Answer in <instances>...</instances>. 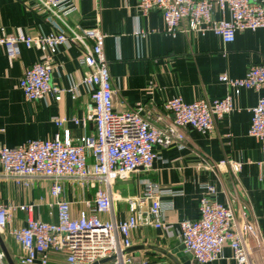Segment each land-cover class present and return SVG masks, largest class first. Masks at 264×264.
<instances>
[{"label": "crops", "instance_id": "0c3cea01", "mask_svg": "<svg viewBox=\"0 0 264 264\" xmlns=\"http://www.w3.org/2000/svg\"><path fill=\"white\" fill-rule=\"evenodd\" d=\"M72 1L77 10L66 16V23L77 31L98 26L106 35L105 56L115 110L128 113L140 109L145 119L159 127L173 120L164 108L166 101L176 97L186 103L224 99L228 88L220 81L222 75L243 78L252 66L264 64V29L239 31L235 42L224 44L212 32L205 36L183 31L176 36L166 33L162 13L154 9L144 15L138 8L139 0ZM36 5V0H0V38L19 29L27 36H47L57 30L54 21L68 31L51 14L36 9ZM215 18L222 19L217 10ZM19 49L20 56L12 59L0 46V148H15L32 140H53L64 137L65 131H69L74 142L84 136L93 137L96 126L85 120L91 87L82 82L87 74L82 46H59L53 56L52 84L65 90L61 101L52 95L33 102L27 100L20 80L42 59V52L24 44ZM262 97L264 87L259 91L242 90L234 98L235 111L217 120L212 133L186 128L180 132L182 148L157 146L158 159L152 169H139L113 184V216L105 214L102 219L125 221L130 215V201L144 195L148 184L157 185L167 191L158 198L164 221L178 230L183 220L200 217V199L209 187H214L217 193L212 200L231 207L239 221L246 213V222L256 226L259 241L249 238L246 243L249 264H264V246H260L264 243L262 144L249 134L252 109ZM159 118L162 120L158 121ZM56 119L66 120L63 127L57 125ZM204 160L217 167L206 169ZM233 162L241 165L237 174L231 170ZM51 184L38 180L30 188L19 186L4 178L0 163V202L14 206L36 204L33 217L44 222L57 220ZM62 186V199L72 203L75 217L102 187H83L69 180ZM149 206L148 203L144 208ZM29 217L17 211L7 227L0 230L1 240L15 264L21 250L10 231L25 227ZM132 241L131 248L138 249L130 253L137 264L144 260L150 264H181L174 255L181 242L168 237L163 230L140 227L132 232ZM52 257L51 264H65L64 254ZM208 264L237 262L226 244L222 258Z\"/></svg>", "mask_w": 264, "mask_h": 264}, {"label": "built area", "instance_id": "2783aa9c", "mask_svg": "<svg viewBox=\"0 0 264 264\" xmlns=\"http://www.w3.org/2000/svg\"><path fill=\"white\" fill-rule=\"evenodd\" d=\"M36 1V9L51 14L68 31L60 29L54 21L57 30L50 35L32 37L19 29L0 38V46L12 59L20 56V44L42 52V59L25 72L19 84L27 100L33 102L48 95L61 101L65 90L52 84L53 56L59 46L81 45L85 51L83 65L87 68L82 82L91 87L85 120L94 122L96 132L93 137L84 136L77 142L65 131L64 137L57 136L53 140H32L19 147L0 148L4 178L27 188L38 180L51 181L52 206L57 209L56 222H44L33 217L36 204L14 206L0 202V230L7 227L15 212L30 215L25 227L10 231L21 250L18 264H51L54 254H64L65 264H95L110 258L114 260L107 264H137L127 250L133 246L132 232L140 227L160 229L168 237L179 240L199 264L220 260L226 244L233 250L237 264H249L250 250L246 243L249 238L258 240V230L254 224L246 222V213L239 221L231 207L212 200L217 193L214 187H209L200 199V217L183 220L178 230L164 221L158 198L167 191L157 185L148 184L144 195L130 201V215L125 221L118 223L114 218L105 221L102 216H113V184L129 178L139 169H152L158 159L157 146L182 148L180 132L186 128L212 133L217 120L235 111V96L242 90H261L264 64L252 66L243 78L222 75L220 81L228 88L224 99L186 103L176 97L166 101L164 108L173 115V120L159 127L145 119L140 109L128 113L115 110L105 56L106 35L101 29L97 26L77 31L67 24L66 16L77 10L72 0ZM138 8L144 15L159 10L166 33L172 36L181 31L203 36L212 32L224 44H231L239 31L264 29V0H139ZM216 10L222 14V19L215 18ZM55 121L63 127L66 120ZM249 134L262 144L260 167L264 169V97L252 109ZM204 167L213 170L217 165L204 160ZM240 169V164L231 163L234 174ZM66 180L83 187L102 186L76 217L72 203L62 199V183ZM148 203L149 208H144ZM0 264H7L1 250ZM139 264L150 263L144 260Z\"/></svg>", "mask_w": 264, "mask_h": 264}, {"label": "water", "instance_id": "95a60500", "mask_svg": "<svg viewBox=\"0 0 264 264\" xmlns=\"http://www.w3.org/2000/svg\"><path fill=\"white\" fill-rule=\"evenodd\" d=\"M0 248L5 253L6 260H7L8 264H15L11 260V258L9 256V253L7 252V249H6L4 243L1 240V237H0ZM137 249L138 248H130V249L127 250V253L133 252L134 250H137ZM174 255L177 256V260L181 264H199V262H197L196 260L193 259V256H192L191 253H187L186 252V247L183 244L180 245L177 250H175ZM113 260H114L113 258H110V259H106V260H103L100 263H95V264H107L109 262H112Z\"/></svg>", "mask_w": 264, "mask_h": 264}, {"label": "rangeland", "instance_id": "374dc122", "mask_svg": "<svg viewBox=\"0 0 264 264\" xmlns=\"http://www.w3.org/2000/svg\"><path fill=\"white\" fill-rule=\"evenodd\" d=\"M53 257H54V256H53ZM53 257H52V259H53ZM54 258H56V257H54ZM16 263L18 264L17 260H16Z\"/></svg>", "mask_w": 264, "mask_h": 264}]
</instances>
